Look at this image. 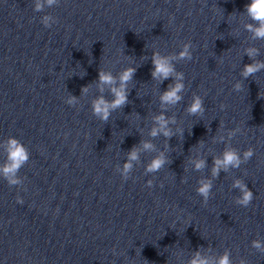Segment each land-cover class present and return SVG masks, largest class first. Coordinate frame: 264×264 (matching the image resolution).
<instances>
[{
  "label": "water",
  "instance_id": "obj_1",
  "mask_svg": "<svg viewBox=\"0 0 264 264\" xmlns=\"http://www.w3.org/2000/svg\"><path fill=\"white\" fill-rule=\"evenodd\" d=\"M248 3L60 0L37 13L34 0H0V142L17 138L30 154L18 173L22 185L9 187L0 178V264H187L198 249L206 256L228 249L233 264L240 258L264 264L251 247L254 239L264 241V70L247 80L239 74L251 63L246 47H257L264 60V40L253 41L244 30ZM44 15L57 23L43 27ZM188 41L193 59L176 63L185 76L184 98L166 113L177 118L173 131L184 134L152 140L157 152L168 145L171 163L145 175L157 153L142 152L124 181L115 169L134 145L150 139L159 96L173 82L152 80V52L178 54ZM129 66L137 67L129 103L103 124L91 114L98 95L93 82L100 69L115 76ZM238 81L242 91L234 92ZM194 93L204 98L200 118L184 111ZM68 95L80 103L68 106ZM105 98L112 99L107 90ZM237 127L231 146L241 153L252 147L255 155L221 172L205 207L197 181L210 177L212 158L225 148L215 138ZM200 140L203 148L196 147ZM197 153L207 160L203 172L189 163ZM236 178L254 193L247 208L234 202Z\"/></svg>",
  "mask_w": 264,
  "mask_h": 264
},
{
  "label": "clouds",
  "instance_id": "obj_2",
  "mask_svg": "<svg viewBox=\"0 0 264 264\" xmlns=\"http://www.w3.org/2000/svg\"><path fill=\"white\" fill-rule=\"evenodd\" d=\"M59 2L60 0H34L33 11L37 13L43 12L46 7L58 6ZM243 14L250 21L244 24V30L250 34L251 40H264V0H250V3L245 5ZM173 19L174 17H170L169 23ZM55 23H57V20L51 15H44L41 18V24L45 28H51ZM192 48L191 41H188L181 46L178 54L162 55L159 51L152 52V80L163 84L165 80L171 78L173 82L168 84L167 90L163 91L159 96L160 110L158 114L152 117V126L148 132L150 139H142L139 145H134L126 155V162L122 166H117L115 169L124 181L130 178L134 164L140 162L142 152L157 153L145 165V175L155 174L171 163L166 155L168 145L165 144L164 150L157 152V147L152 140L162 136L165 138V141H169L174 136H183L184 134L183 129L180 127H176L175 132L173 131V127L171 126L177 125V118L176 116H168L166 113L183 101L184 97L182 93L185 91V76L183 72L176 70V63L180 61H191L193 59ZM244 56H247L251 61V63L244 65L239 73L244 80L264 70V60L257 59L260 56V50L257 47H246L244 49ZM136 71L137 67L129 66L114 76L111 71L99 70L98 79L93 82L98 95L90 103L92 116L103 124H107L113 112L122 110L129 103L128 95L130 90L128 85L133 81ZM84 75L80 76V78H83ZM91 85L89 84L81 88L80 97L89 94ZM106 90L112 97L111 100L105 98ZM233 91H242V84L239 81L233 85ZM80 97L68 95L65 103L70 107H75L80 103ZM225 107L224 104H221V111ZM184 111L189 117H203L205 114L204 98L194 93L191 98V103L185 107ZM223 128L224 125L220 123V129ZM239 133H241V129L237 127L227 131V139L225 135H219L215 138V143H223L225 144V148L219 156L212 158L210 177L199 179L197 181L198 187L195 189L196 194L202 198V205L205 207L212 197L214 181L219 179L221 172L227 174L231 170L239 169L241 165L246 164L255 155V150L252 147L247 148L241 153L231 146L230 142ZM196 147L203 148L204 141L200 140ZM0 149L5 154V161L3 164H0V178H3L9 187L22 185L23 179L19 177L18 173L30 159L28 148L19 139L8 137L3 142H0ZM189 163L195 172H203L208 167L207 160L200 158L199 153ZM182 182L186 183V178ZM153 185L154 181L151 179L146 183V187L149 189ZM160 187H164L163 183L160 184ZM231 187L239 191V196L234 201L235 204L247 208L253 201L254 193L249 189L245 181L236 178L233 180ZM24 190L27 191V189ZM16 203L20 205L24 203L19 195L16 197ZM251 247L261 255H264V241L254 239L251 241ZM176 255L177 257L181 256L182 251ZM187 264H233V260L231 259V252L228 249H225L218 256H206L198 249L192 253ZM238 264H247V261L240 258Z\"/></svg>",
  "mask_w": 264,
  "mask_h": 264
}]
</instances>
